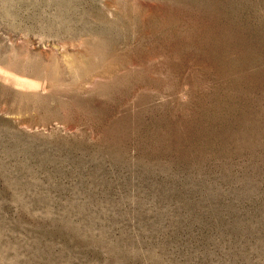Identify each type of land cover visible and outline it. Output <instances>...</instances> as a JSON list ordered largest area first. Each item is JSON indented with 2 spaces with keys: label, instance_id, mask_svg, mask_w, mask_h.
<instances>
[{
  "label": "rangeland",
  "instance_id": "1",
  "mask_svg": "<svg viewBox=\"0 0 264 264\" xmlns=\"http://www.w3.org/2000/svg\"><path fill=\"white\" fill-rule=\"evenodd\" d=\"M0 264H264V0H0Z\"/></svg>",
  "mask_w": 264,
  "mask_h": 264
}]
</instances>
